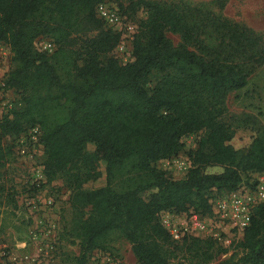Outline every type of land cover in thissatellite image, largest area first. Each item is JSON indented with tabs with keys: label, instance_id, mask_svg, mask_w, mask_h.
Here are the masks:
<instances>
[{
	"label": "trees",
	"instance_id": "1",
	"mask_svg": "<svg viewBox=\"0 0 264 264\" xmlns=\"http://www.w3.org/2000/svg\"><path fill=\"white\" fill-rule=\"evenodd\" d=\"M106 1L0 0V43L15 64L0 80V90L15 94L0 138L38 128L46 183L60 178L68 190L73 264L109 250L112 235L129 245L135 264H209L229 249L218 264H264V204L226 247L190 236L173 242L157 219L160 212L209 215L210 199L248 175H264V135L240 152L228 144L233 130L222 121L226 96L264 61L260 38L201 7L128 0L119 15L144 12L130 41L132 60L121 64L112 55L119 32L94 14ZM39 39L52 51L35 49ZM195 133L182 178L155 169ZM11 156L12 145L0 143V169Z\"/></svg>",
	"mask_w": 264,
	"mask_h": 264
},
{
	"label": "rangeland",
	"instance_id": "2",
	"mask_svg": "<svg viewBox=\"0 0 264 264\" xmlns=\"http://www.w3.org/2000/svg\"><path fill=\"white\" fill-rule=\"evenodd\" d=\"M159 4H181L189 7H201L213 14L219 15L230 22L243 25L253 31L259 38L264 55V0H145ZM107 4L121 11L118 6L126 7L128 0H107ZM221 3V8L217 6ZM136 13L122 14L125 21L133 27L134 33L143 10L138 8ZM213 37L212 34L209 35ZM172 45L179 44L177 35L166 34ZM205 42L210 39L203 36ZM42 39L34 42L38 48ZM214 44V41L212 40ZM129 44V43H128ZM127 56L124 55V58ZM15 68L10 60L8 48L0 43V80ZM1 91V90H0ZM15 94L10 90L0 92V103L14 99ZM13 102L12 108L15 106ZM225 112L222 121L233 130V136L228 144L240 152H244L254 135H264V61L256 67L247 79L246 85L237 91L229 93L224 102ZM7 114V109H3ZM199 133L181 138L182 148L167 159L154 163L155 169L165 173V176L177 180L184 176L189 167L187 152L194 150ZM27 132L16 138L2 137L0 143L12 145L11 159L0 169V263L13 264L23 256H38L36 264H73L77 255V241L69 238L67 231L70 226V209L68 206V190L62 179L56 178L50 183L42 173V148L38 144H27V152L19 154L21 142L28 143ZM23 145V144H22ZM263 180V174L248 175L242 178L241 186ZM247 183V184H246ZM100 184V183H99ZM192 213L175 214L160 212L158 221L164 216L169 217L170 223L190 226ZM40 223L41 226L38 225ZM40 229L36 235V243H31V232ZM240 238L233 232L221 233L219 243L226 247ZM107 246L109 250L93 251L95 256L112 258L115 264H135L129 245L116 235L110 237ZM37 248H40V252ZM38 251V252H37ZM232 249L217 257L209 264H218L228 257ZM37 253L39 255H37ZM26 264H34L28 263ZM89 264V261H88ZM172 264H191L188 259L176 258Z\"/></svg>",
	"mask_w": 264,
	"mask_h": 264
},
{
	"label": "built area",
	"instance_id": "3",
	"mask_svg": "<svg viewBox=\"0 0 264 264\" xmlns=\"http://www.w3.org/2000/svg\"><path fill=\"white\" fill-rule=\"evenodd\" d=\"M95 17L108 29L118 31L119 42L112 50V55L119 60L121 64H125L132 60L130 55V41L134 34V29L130 26L125 18L119 15L117 10L105 2L98 3L94 8ZM129 43V44H128ZM39 52H51L52 44L47 41L39 43L37 48ZM124 55L127 57L124 58ZM2 91V90H1ZM0 91V92H1ZM12 108V103H0V119L5 113ZM29 136L28 143L21 142L19 154L24 155L27 152V144L37 142L39 130L37 127H32L27 130ZM23 144V145H22ZM210 213L209 215L199 216L196 214L190 215V226L186 227L179 223H170L169 217L164 216L160 224L167 230L170 239L173 242H179L184 236L195 237L199 239L211 238L219 241L221 233L233 232L238 238L241 237L242 231L247 227L252 210L261 204H264V181H257L256 184L249 188L247 186H239L236 190L216 195L209 200ZM39 226L40 223H38ZM40 229H34L31 232V243H36V234ZM40 252V248H37ZM37 251V252H38ZM37 255H39L37 253ZM38 256H23L17 261L13 259V264L39 263ZM43 259L42 264H46ZM2 264V263H0ZM89 264H115L112 258L99 257L94 254L89 258Z\"/></svg>",
	"mask_w": 264,
	"mask_h": 264
}]
</instances>
